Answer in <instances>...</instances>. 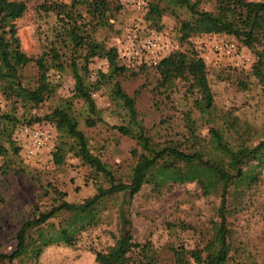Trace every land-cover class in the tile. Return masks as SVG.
Here are the masks:
<instances>
[{
	"label": "trees",
	"instance_id": "trees-1",
	"mask_svg": "<svg viewBox=\"0 0 264 264\" xmlns=\"http://www.w3.org/2000/svg\"><path fill=\"white\" fill-rule=\"evenodd\" d=\"M145 21L159 27L160 19L170 13L176 19L179 40L201 33L224 34L238 45L252 49L255 60L250 73L264 85V48L255 45L264 38V1L259 0H145ZM118 0H41L35 6L37 19L53 17L45 33H37L40 51L29 56L19 46L15 19L27 10L23 0H0V95L6 109L0 111V141H7L16 124L24 121L44 122L52 126L58 138L51 152L54 165H61L68 153L87 166L94 179L101 178L95 192L79 202L64 198L65 192L54 189L55 204L40 210L34 204L31 215L21 222L16 233V245L8 254L0 253V264H38V257L54 244H77L81 232L103 222L101 207L111 197H122L115 211L117 233L105 249L92 248L97 264H157V250L149 241H138L123 207L144 185L153 191L170 190L174 184L193 182L203 195L219 196L217 221L211 222V236L202 247L193 249L173 247L174 264H227L231 245L228 241L225 216L228 197H240L258 181L259 168L264 164V134L256 142L234 139L228 132L236 121L225 119L221 126L207 127L206 136L198 132L196 119L185 114L183 141L152 140L146 133L136 106L137 94L126 93L122 80L133 76L129 67L119 60L115 46L108 47L94 39V32L108 26L109 19L121 9ZM188 15L179 18V11ZM40 25V24H39ZM38 25V27H39ZM43 33V34H42ZM95 59L106 60L105 71L97 70L89 80V65ZM206 63L194 49L172 51L153 66L157 83L168 86L175 79L185 82L197 96L194 106L200 114H209L214 108L213 93L206 78ZM33 68L31 82L25 83L24 69ZM67 69L73 81L72 94L63 97L51 111L40 117L21 120L19 106L24 110L39 106L52 96L56 84L49 72ZM106 86L123 108L124 125H116L122 135L136 140L138 149L132 150V165L125 180H121L94 154L83 131L78 126L75 101H81L83 123L86 127L101 122L92 92ZM212 116V115H211ZM212 119V118H211ZM228 124V125H227ZM249 129L247 128L246 131ZM240 138V137H238ZM5 147L0 151L5 153ZM15 149V151H17ZM2 169L7 167L2 161ZM190 261V262H189Z\"/></svg>",
	"mask_w": 264,
	"mask_h": 264
},
{
	"label": "rangeland",
	"instance_id": "rangeland-1",
	"mask_svg": "<svg viewBox=\"0 0 264 264\" xmlns=\"http://www.w3.org/2000/svg\"><path fill=\"white\" fill-rule=\"evenodd\" d=\"M23 1L27 4V10L15 19L16 34L20 48L33 56L40 51L38 31L45 33L42 38L47 37L53 17L37 19L35 6L41 0ZM118 1L121 9L109 19L108 26L98 28L93 37L107 47L115 46L124 66L127 60L121 57L119 49L131 46L134 52L138 41L152 33L168 38L173 51L194 49L206 63V78L214 98L212 116L200 114L194 106L197 95L189 91L183 80L175 79L164 87L157 83L158 74L154 65L135 59L126 66L132 70L133 76L122 80V88L131 95L136 92L138 117L152 140L183 141L185 114L196 119L201 137L206 136L209 125L221 126L225 119H233L235 126L228 131L232 137L231 143H235L234 139L247 143L259 140L264 134V85L259 84L250 73L255 60L252 49L236 43L244 52V59L216 52L212 46L214 42L235 41L224 34H194L180 41L176 18L170 13L162 16L159 27H153L144 20L146 6L139 10L134 4L135 0ZM179 18L187 19L188 15L181 10ZM255 46L262 50L264 38ZM106 65L104 59H95L90 63L89 80L95 78L97 70L105 71ZM32 74L33 68L24 69L25 83L31 82ZM49 78L56 84L52 96L32 109L24 110L19 106L17 114L21 120L48 113L63 97L72 94L73 81L67 69L62 72L50 71ZM92 96L100 110L101 122L86 127L83 113L80 114L82 103L76 100L78 126L85 134L91 151L111 166L118 178L125 180L132 165V150H139V147L131 136L122 135L116 129V125L125 124L121 102L110 94L106 86L94 90ZM4 109L6 103L0 95V111ZM34 123L43 124L49 130L51 144L31 154L26 138L15 129L20 124ZM30 124L19 121L10 139L0 141V146L6 149L5 153L0 151V253L4 254L14 250L15 233L21 222L31 215L34 204L40 210L55 204L54 189L65 192L64 198L70 202H79L91 196L98 184L105 186L101 178L94 179L90 169L71 153L64 157L61 165H54L51 152L58 133L44 122ZM2 161L6 162V168L2 169ZM121 202L122 197L107 199L101 207L102 223L81 232L74 246L54 244L46 247L38 257V264H97L92 248L101 250L112 244L117 233L115 211ZM219 202V196L203 195L198 186L188 182L174 184L170 190L157 193L151 186L144 185L129 205L124 204L123 207L134 238L151 242L157 250V264H174L171 255L173 247H202L211 236L210 221L218 220L215 210ZM226 207L225 223L231 245L227 264H264V164L259 168L258 181L250 189L244 190L240 197L230 195ZM11 264L19 263L13 261Z\"/></svg>",
	"mask_w": 264,
	"mask_h": 264
},
{
	"label": "built area",
	"instance_id": "built-area-1",
	"mask_svg": "<svg viewBox=\"0 0 264 264\" xmlns=\"http://www.w3.org/2000/svg\"><path fill=\"white\" fill-rule=\"evenodd\" d=\"M137 9L145 8L146 3L143 0H135ZM130 38V37H129ZM135 38V35H132ZM135 40V39H134ZM216 52L225 56H233L236 58H245L244 52L239 49L234 40L225 42L217 41L212 44ZM132 47L119 49V54L125 59V66L131 64L132 60H140L150 65H155L160 58L167 56L173 51V47L168 38L164 35L152 33L138 41L134 52ZM118 51V50H117ZM21 136L26 138L29 146L28 151L33 154L39 152L42 148L50 146L49 130L43 124L34 123L30 125L20 124L15 129Z\"/></svg>",
	"mask_w": 264,
	"mask_h": 264
}]
</instances>
